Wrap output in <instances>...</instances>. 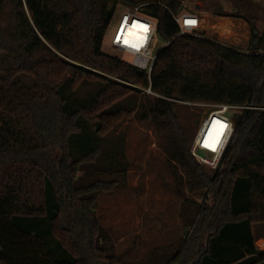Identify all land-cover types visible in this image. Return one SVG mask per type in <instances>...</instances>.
Listing matches in <instances>:
<instances>
[{"label":"trees","instance_id":"trees-1","mask_svg":"<svg viewBox=\"0 0 264 264\" xmlns=\"http://www.w3.org/2000/svg\"><path fill=\"white\" fill-rule=\"evenodd\" d=\"M184 1L0 0V54L10 63L1 91L21 74L36 79L32 95L0 118V264H135L114 253L96 215L98 194L126 182L125 140L114 134L129 114L166 136L183 188L203 197L215 189L212 204L195 209L188 240L136 264H264L253 229L264 224V110L237 113L211 175L191 154L174 102L264 108V31L253 33L247 52L180 35L171 13L187 10ZM119 2L155 19L167 44L151 80L103 51ZM119 87L131 103L112 98Z\"/></svg>","mask_w":264,"mask_h":264},{"label":"rangeland","instance_id":"rangeland-1","mask_svg":"<svg viewBox=\"0 0 264 264\" xmlns=\"http://www.w3.org/2000/svg\"><path fill=\"white\" fill-rule=\"evenodd\" d=\"M183 5L187 11L197 13L202 18V36L242 52L249 51L253 33L264 31V0H186ZM127 11H131V8L123 3L116 5L117 16ZM236 13L240 14V18L225 16ZM112 30L113 27H110L105 32L103 51L129 64V56L112 49L109 39ZM156 43L159 46L166 44L159 39ZM9 67L6 56L0 54V78ZM111 78L146 91L150 97H159L149 94V88L140 84ZM35 82L33 76L21 74L14 79L5 94L1 91L0 83V118L9 116L15 104L32 95ZM132 97L124 87L117 88L112 94L116 102L131 103ZM174 102L177 103L180 122L193 141L203 117L215 104ZM115 129V140H125L128 173L125 184L120 181L121 184L110 192L98 194L96 215L111 239L114 253L124 261L136 264L157 248L171 246L175 249L183 240H188L189 233L193 231L190 229V220L194 218L195 209L211 205L212 191L215 189L212 187L203 197L180 185L177 175L181 174V169L176 170L171 164L165 150L167 138L158 133L151 119L144 120L129 114ZM203 167L211 175L215 171L206 165ZM198 219L196 217L194 225ZM253 229L256 246L264 251V224L254 225Z\"/></svg>","mask_w":264,"mask_h":264},{"label":"built area","instance_id":"built-area-1","mask_svg":"<svg viewBox=\"0 0 264 264\" xmlns=\"http://www.w3.org/2000/svg\"><path fill=\"white\" fill-rule=\"evenodd\" d=\"M180 35L198 36L202 18L194 12L171 13ZM110 43L114 51L129 56L133 67L145 71L151 80L159 53L167 44L159 46L157 21L144 16L140 7L123 12L111 26ZM149 94H154L149 88ZM244 110H264L253 105L215 104L203 117L192 144L191 154L202 165L217 169L235 136V116Z\"/></svg>","mask_w":264,"mask_h":264},{"label":"water","instance_id":"water-1","mask_svg":"<svg viewBox=\"0 0 264 264\" xmlns=\"http://www.w3.org/2000/svg\"><path fill=\"white\" fill-rule=\"evenodd\" d=\"M200 260H201V257L196 261L195 264H198L200 262Z\"/></svg>","mask_w":264,"mask_h":264}]
</instances>
